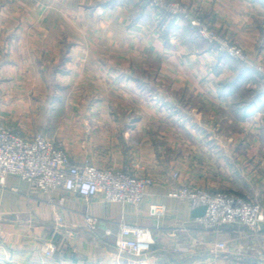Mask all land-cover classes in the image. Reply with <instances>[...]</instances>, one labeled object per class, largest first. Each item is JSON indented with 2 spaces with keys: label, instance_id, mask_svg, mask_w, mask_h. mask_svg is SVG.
Here are the masks:
<instances>
[{
  "label": "crops",
  "instance_id": "crops-1",
  "mask_svg": "<svg viewBox=\"0 0 264 264\" xmlns=\"http://www.w3.org/2000/svg\"><path fill=\"white\" fill-rule=\"evenodd\" d=\"M174 1L247 61L180 16L167 18L166 35L160 12L139 0H0V120L27 137L44 133L74 163L153 181L135 205L43 192L8 174L0 264H127L116 245L124 225L153 232L146 264H264V224L205 229L196 221L205 207L169 195L188 184L264 204V0Z\"/></svg>",
  "mask_w": 264,
  "mask_h": 264
},
{
  "label": "built area",
  "instance_id": "built-area-1",
  "mask_svg": "<svg viewBox=\"0 0 264 264\" xmlns=\"http://www.w3.org/2000/svg\"><path fill=\"white\" fill-rule=\"evenodd\" d=\"M150 5L168 12L173 18L182 17L202 38L227 52L232 58L247 61L245 50L223 37L201 14L180 2L149 0ZM258 75L264 81V66L257 67ZM8 174H16L28 181L34 188L43 191H73L80 196L93 198L101 195L107 202H123L138 205L153 183L152 179L139 176L127 167L122 169L102 168L90 163H74L66 151L53 139L38 132L27 137L0 120V182L4 183ZM174 172L173 177L179 178ZM170 196L188 200L192 207H205V213L196 221L205 229L218 230L223 225L243 224L257 231L264 224V204L234 192H212L202 187L183 184L173 189ZM64 202V197L59 198ZM152 215L160 217L165 212L164 205L153 204ZM93 227L97 219L87 217ZM155 243L153 232L138 225H124L117 239L121 253L131 256L127 264H146V255ZM220 250L226 242L217 243ZM56 247L53 243L43 246L47 255H52ZM217 264H223L219 262Z\"/></svg>",
  "mask_w": 264,
  "mask_h": 264
},
{
  "label": "trees",
  "instance_id": "trees-1",
  "mask_svg": "<svg viewBox=\"0 0 264 264\" xmlns=\"http://www.w3.org/2000/svg\"><path fill=\"white\" fill-rule=\"evenodd\" d=\"M140 1V4H142V6L143 7H146V6H148L149 4H150V1L149 0H139ZM159 12H160V14H161V18H162V22H161V24H166L165 25V27H166V29H165V32H166V35H167V33H168V31L170 30V28H171V24L173 23L172 21L171 22H168V23H166V21H167V15L166 14H164V10H159ZM192 30H194V29H192ZM195 31V30H194ZM215 193V192H214Z\"/></svg>",
  "mask_w": 264,
  "mask_h": 264
},
{
  "label": "rangeland",
  "instance_id": "rangeland-1",
  "mask_svg": "<svg viewBox=\"0 0 264 264\" xmlns=\"http://www.w3.org/2000/svg\"><path fill=\"white\" fill-rule=\"evenodd\" d=\"M168 2H171V1H174V0H167ZM150 5V4H149ZM151 6V5H150ZM151 7H153V6H151ZM156 11L158 10L159 11V9H157V8H155V7H153ZM162 14V13H161ZM161 14H160V16H161ZM164 14H166L167 15V17H172L168 12H166V11H164ZM233 43V42H232ZM222 191H228V190H221V191H219V192H222ZM213 192V191H212ZM218 192V191H217ZM228 192H230V191H228ZM249 199H251V198H249Z\"/></svg>",
  "mask_w": 264,
  "mask_h": 264
}]
</instances>
